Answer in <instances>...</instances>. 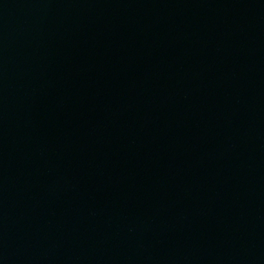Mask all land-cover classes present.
Returning <instances> with one entry per match:
<instances>
[{"label": "water", "instance_id": "water-1", "mask_svg": "<svg viewBox=\"0 0 264 264\" xmlns=\"http://www.w3.org/2000/svg\"><path fill=\"white\" fill-rule=\"evenodd\" d=\"M264 19V0H0V53L117 45Z\"/></svg>", "mask_w": 264, "mask_h": 264}]
</instances>
